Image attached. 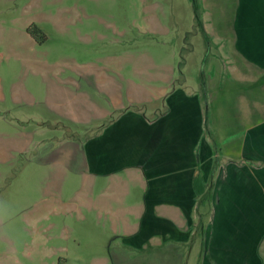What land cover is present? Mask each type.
<instances>
[{"label":"rangeland","instance_id":"obj_1","mask_svg":"<svg viewBox=\"0 0 264 264\" xmlns=\"http://www.w3.org/2000/svg\"><path fill=\"white\" fill-rule=\"evenodd\" d=\"M255 90L264 0H0V264H203L218 109L248 134Z\"/></svg>","mask_w":264,"mask_h":264},{"label":"crops","instance_id":"obj_2","mask_svg":"<svg viewBox=\"0 0 264 264\" xmlns=\"http://www.w3.org/2000/svg\"><path fill=\"white\" fill-rule=\"evenodd\" d=\"M250 102L255 106L254 110L250 109V118L254 122L248 134L230 128L226 121L229 118L226 115L227 119L224 115L222 118L221 110L218 109V119L225 123L222 128H218L216 134L223 146L218 147L217 151H220L219 155L223 151L228 159L220 164L217 191L212 201V217L201 236L204 239L205 251L203 264H264V90L263 93L255 90ZM180 116L178 117L182 120L186 117L194 119L198 132L200 124L197 116L187 113ZM209 149L210 146L206 147L205 153ZM189 157L191 156L187 158ZM206 157L208 161L207 154ZM186 166L191 173L186 177L190 179L191 185L186 186L184 192L178 191L180 187L176 188L174 200L179 216L169 215L168 219L180 229H185L183 212L192 210L190 201L195 196L191 191L192 184L206 185L208 181L203 178L202 164L200 171L195 173L191 167ZM158 167H161L160 164ZM209 167V164L205 165L204 170ZM213 170L215 172V169ZM158 190L159 205L164 206L161 204L164 200L161 194L164 187H159ZM153 191L156 192L155 189ZM164 214L165 212H162L159 215L163 217ZM186 228H189V225H186ZM186 242L188 243L175 239L171 244L180 243L183 246Z\"/></svg>","mask_w":264,"mask_h":264},{"label":"trees","instance_id":"obj_3","mask_svg":"<svg viewBox=\"0 0 264 264\" xmlns=\"http://www.w3.org/2000/svg\"><path fill=\"white\" fill-rule=\"evenodd\" d=\"M207 199L209 200V201H212V199H213V195L211 194V193H208L207 194ZM205 230H206V225H205V222H203L202 220L200 221V235L202 236V234L205 232Z\"/></svg>","mask_w":264,"mask_h":264}]
</instances>
